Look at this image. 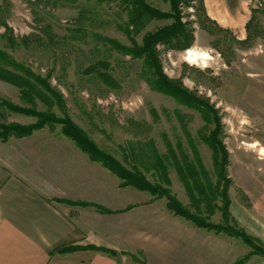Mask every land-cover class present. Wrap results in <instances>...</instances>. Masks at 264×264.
<instances>
[{
    "label": "rangeland",
    "instance_id": "rangeland-1",
    "mask_svg": "<svg viewBox=\"0 0 264 264\" xmlns=\"http://www.w3.org/2000/svg\"><path fill=\"white\" fill-rule=\"evenodd\" d=\"M128 1L0 0V69L15 75L29 71L30 82L39 79L63 101L61 109L39 85L41 92L31 100L23 98L22 89L0 79V125L26 127L37 121L10 112L4 104L68 118L101 152L126 169L136 165L152 184L158 181L154 163L161 159L169 180L162 186L194 213L182 179L192 167L203 185L216 183L218 153L206 143L214 128L212 115L160 91L143 56L130 54L143 48L147 36L173 24L171 0H141L162 18L139 15ZM177 12L185 39L175 48L155 43L153 52L164 77L206 101L217 114L229 161L230 211L233 204L239 216L240 207L251 210L253 201L264 195V0H177ZM188 50L207 58L188 64ZM61 132L60 125L44 126L21 139L0 140V184L18 170H48L44 156L59 153L61 141L80 152ZM80 153L111 175V189L116 184L126 199L130 195L131 204L149 200L165 209L164 199L121 188L114 175ZM54 158L65 162L59 155ZM206 207L200 201L201 216L208 215ZM210 215L209 222L222 223L216 207ZM231 218V227L264 249L263 241ZM178 219L165 220L163 244L149 238L140 252L123 253L121 264H264L240 239Z\"/></svg>",
    "mask_w": 264,
    "mask_h": 264
},
{
    "label": "crops",
    "instance_id": "crops-1",
    "mask_svg": "<svg viewBox=\"0 0 264 264\" xmlns=\"http://www.w3.org/2000/svg\"><path fill=\"white\" fill-rule=\"evenodd\" d=\"M60 146L59 153L53 147L55 152L44 156L50 167L43 173L18 170L2 180L0 264H121L123 253L140 252L149 238L163 244L165 220L178 218L153 201L131 204L130 195L126 199L116 184L111 189V175L69 143ZM58 155L65 162H55ZM230 212L240 227L264 242V195L251 210L240 207L237 216L232 204ZM64 246H92L118 256L88 249L53 253Z\"/></svg>",
    "mask_w": 264,
    "mask_h": 264
},
{
    "label": "trees",
    "instance_id": "trees-1",
    "mask_svg": "<svg viewBox=\"0 0 264 264\" xmlns=\"http://www.w3.org/2000/svg\"><path fill=\"white\" fill-rule=\"evenodd\" d=\"M128 2L139 15L143 14L146 17L155 18V16H152L154 14L159 18L165 17L159 12L152 11L141 0H129ZM171 8V13L173 15L170 18H173V24L167 29H162V31L158 32L157 34L147 36L144 41L143 48L138 49V52H132L130 54L135 58H141V56H143L144 63L153 70L154 76L156 77V84L160 91H163L169 96L177 98L185 104L205 109L212 115L214 128L209 133L206 143L212 150L218 153L217 159L214 163L216 183L212 185L210 181H203V185L200 177L197 176L192 167L190 175L182 179L183 184L187 187L186 191L191 200V205L195 210L194 213L185 208L167 188L162 186V184L168 185L169 180L167 177V167L164 165V162H162L161 159H157L154 163V174L157 176L158 181L157 184H152L145 178L143 174H141L139 170H137L136 165H132L130 169H126L118 161L101 152L97 146L85 135V133L75 126L68 118L60 120L49 113L42 114L36 112L33 109L19 111V109L9 104H4V106L10 112L24 113L25 115L35 117L37 121L36 123L26 127H21L15 124L0 125V140L6 142L9 138L21 139L30 136L34 131L40 130L44 126L54 127L56 125H60L62 127V135L71 140L80 150V152L87 155L92 162L101 164L103 168L114 175L121 182V188L131 187L135 190L146 192L156 199H164L165 209L173 217L183 219L197 229L213 232L217 235L224 234L229 237L240 239L245 245L252 249L254 254L264 258V249L261 246L256 245V241L254 239L249 238L243 232V230H236L229 225V223H234L230 214V200L228 196L230 181L228 180L226 169L228 167L229 161L225 147L219 139L221 135V126L217 114L206 101L198 99L194 95H191L186 90H184L180 85L172 83L170 80L164 77L161 73L160 67L157 64V59L155 53L153 52V46L155 43L157 44L158 42H161L163 44L168 42L167 44H169V46L175 48L178 47L177 45L180 46L182 44V39H185L184 33L181 30L182 26L179 23V18L178 16L176 17V15H178L177 0H171ZM31 77L33 78L29 71H25L23 75H15L5 71L4 69H0V79L22 89L21 97L31 100L30 98L32 96H36L38 94L37 92L40 91V89H38L36 86L39 85L42 86L41 88L46 89L51 93L52 96L55 97L58 106L62 109L63 101L60 95L57 94V92L51 90L37 78L35 81L30 82L28 78ZM176 166L180 168L178 164H176L175 167ZM191 183L192 187L190 186ZM200 201L204 202L207 206L206 208L209 210L207 213L208 215L206 216H201V212L199 211ZM218 202L220 206H217ZM215 207L221 214L222 223L218 225H214L209 222V216H211L210 214ZM98 210L104 212L103 209L98 208ZM81 249L105 252L111 256L116 255V253L113 251H107L92 246H64L55 249L53 253L66 254ZM243 260H246V258ZM244 262L245 261L241 260L236 264H243Z\"/></svg>",
    "mask_w": 264,
    "mask_h": 264
},
{
    "label": "bare ground",
    "instance_id": "bare-ground-1",
    "mask_svg": "<svg viewBox=\"0 0 264 264\" xmlns=\"http://www.w3.org/2000/svg\"><path fill=\"white\" fill-rule=\"evenodd\" d=\"M234 21V20H233ZM240 27V26H239ZM207 57L205 56V54H201L200 56H198L196 53L192 52V50H188L186 53H185V61L188 63V64H191V65H195L196 62L199 60V59H206Z\"/></svg>",
    "mask_w": 264,
    "mask_h": 264
}]
</instances>
